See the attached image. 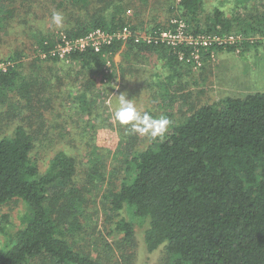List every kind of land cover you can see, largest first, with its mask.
Segmentation results:
<instances>
[{"label": "trees", "instance_id": "16d2710c", "mask_svg": "<svg viewBox=\"0 0 264 264\" xmlns=\"http://www.w3.org/2000/svg\"><path fill=\"white\" fill-rule=\"evenodd\" d=\"M26 1L0 0V29H14L16 11ZM52 1L59 9L71 10L76 22L65 33L79 37L96 28L115 31L130 25L127 11L134 10L139 17L151 0ZM155 1L165 5L170 16L176 13L185 19L195 33L246 36L242 41L211 45L205 57L213 49L246 50L256 44L249 36L264 33V0H221L206 17L204 0H152V5ZM229 2L235 4L228 7L230 15L225 6ZM36 42L40 52H49L57 43L51 34ZM126 45L125 57L140 59L154 53L165 60L170 69L163 83L166 90L187 67L171 47L134 41ZM121 46L115 42L108 50L114 53ZM103 53L87 50L69 55L89 75L88 88L96 86L102 74L107 58ZM21 54L18 51L4 59L10 63L0 69V104L28 118L39 111L42 114L50 105L48 100L42 104L35 85L20 83V77H37L23 71ZM48 60L61 59L51 56ZM44 62L36 64L41 69ZM19 100L24 103L14 107L13 102ZM92 146L90 161L97 163L91 169L97 172L98 147ZM35 150V137L24 123L15 125L12 134L0 136V206L20 198L28 208L22 218L24 226L0 248V264H34L42 257L53 264H110L114 250L104 238L100 239L109 249L96 241L95 256L76 239L82 226L77 213L85 203L74 179L77 156L60 148L41 171ZM122 168L119 188L109 189L104 196L109 210L117 212L113 233L122 234L119 243L125 250L135 247L136 226L140 225L149 252L163 247L164 264H264V91L202 105L183 121L172 123L164 136L152 139L146 148L130 152Z\"/></svg>", "mask_w": 264, "mask_h": 264}, {"label": "rangeland", "instance_id": "374dc122", "mask_svg": "<svg viewBox=\"0 0 264 264\" xmlns=\"http://www.w3.org/2000/svg\"><path fill=\"white\" fill-rule=\"evenodd\" d=\"M151 1L145 11L142 9L139 17L134 14V10L127 11L128 23V17L131 19L128 25L131 28L134 27L132 25H138V28H132L134 31L168 28L174 19H183L176 13L170 16L165 5L158 1L152 5ZM204 3L206 17L215 6L221 5V0H204ZM226 4L227 14L230 15L229 8L235 4ZM21 5V10L17 9L15 14L14 29H0V69L10 63L4 61L6 57L22 52L23 71L32 72L37 77H20L19 81L24 85H35L42 104L46 105L48 100L50 108L42 110L44 117L39 111L40 115L24 118L10 111V105L0 104V136L12 134L19 123L26 124L35 137V157L38 158L41 171L46 170L50 158L60 148L77 156L78 168L74 179L85 197V203L80 213H77L82 226L77 229L76 239L83 249L97 255L96 241L108 248L105 241L100 239L104 238L114 250L111 251L113 260L110 264H164L163 247L153 252L147 250L142 226H136V245L132 249L125 250L123 245L120 246L122 234L113 233L118 216L117 212L109 210L104 194L109 189L119 188L124 177L122 165L127 155L146 148L152 141L149 136L132 132L130 126H123L114 118L118 95L127 94V98L132 99L142 111L149 112L155 118L166 117L174 124L183 121L202 105L221 98L244 97L250 92L264 91V33L249 36L256 44L246 50L245 47L235 51L213 49L211 56L205 57L209 46L200 48L198 61L181 60L187 67L167 90L163 83L167 82L166 76L170 69L165 60L154 53L140 59L125 57L127 45L122 44L118 51L107 56L101 68L102 74L96 78V86L91 88L89 85L88 88L90 77L82 69L81 62L72 59L50 62L48 59L51 56H42L36 42L40 36L51 34L57 38L62 33L66 34L65 28L76 22L71 10L68 7L59 9L58 3L51 0H27L22 5L24 7L21 8ZM55 11L65 17V27L62 29L52 23ZM183 21L188 31L193 32L190 24L185 19ZM158 23L162 26L156 27ZM208 35H226L241 41L246 37L233 32L229 35ZM43 61V68L40 69L36 63ZM165 90H169L171 95H165ZM10 96L17 99L13 94ZM20 103L24 102H13V106L17 107ZM92 145L98 147L96 157L100 166L97 172L91 169L97 163L90 161ZM128 146H131L130 151L126 150ZM114 168L118 171L115 172ZM27 212V205L20 198L0 206V248L10 241L11 234L24 226L22 218ZM5 215L7 217L4 218ZM70 224L67 223V227ZM34 264L53 263L49 258L42 257L36 259Z\"/></svg>", "mask_w": 264, "mask_h": 264}, {"label": "built area", "instance_id": "2783aa9c", "mask_svg": "<svg viewBox=\"0 0 264 264\" xmlns=\"http://www.w3.org/2000/svg\"><path fill=\"white\" fill-rule=\"evenodd\" d=\"M223 36L225 37L188 31L183 19H174L168 28H156L151 31L137 32L129 25H125L115 31L96 28L79 37H68L62 33L57 36L55 47L49 52H41V55L69 59V55L73 52L93 50L94 52H104V56L107 57L112 53L108 50L109 47L115 42L126 44L129 41H134L136 44L142 45L171 47L178 50L180 60L196 62L200 58V48L210 47L215 44L225 45L236 41V39H232L226 35ZM105 48L106 50H104ZM3 69H6V67H3Z\"/></svg>", "mask_w": 264, "mask_h": 264}, {"label": "clouds", "instance_id": "9594fccd", "mask_svg": "<svg viewBox=\"0 0 264 264\" xmlns=\"http://www.w3.org/2000/svg\"><path fill=\"white\" fill-rule=\"evenodd\" d=\"M52 23L57 28L65 27V17L59 11L52 14ZM114 118L123 126H130V130L140 135H147L152 139L162 137L168 131L171 121L166 117L155 118L149 112L142 111L127 98V94L118 95Z\"/></svg>", "mask_w": 264, "mask_h": 264}]
</instances>
